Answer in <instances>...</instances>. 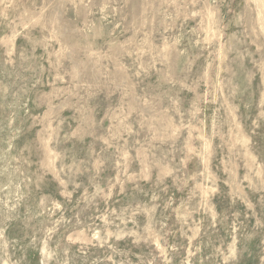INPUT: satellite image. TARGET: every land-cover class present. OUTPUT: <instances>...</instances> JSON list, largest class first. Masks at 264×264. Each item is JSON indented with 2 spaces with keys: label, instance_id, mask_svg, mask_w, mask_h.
Segmentation results:
<instances>
[{
  "label": "rangeland",
  "instance_id": "374dc122",
  "mask_svg": "<svg viewBox=\"0 0 264 264\" xmlns=\"http://www.w3.org/2000/svg\"><path fill=\"white\" fill-rule=\"evenodd\" d=\"M0 264H264V0H0Z\"/></svg>",
  "mask_w": 264,
  "mask_h": 264
}]
</instances>
